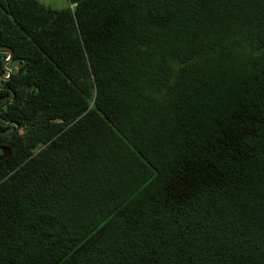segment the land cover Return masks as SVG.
Returning a JSON list of instances; mask_svg holds the SVG:
<instances>
[{
  "label": "trees",
  "instance_id": "1",
  "mask_svg": "<svg viewBox=\"0 0 264 264\" xmlns=\"http://www.w3.org/2000/svg\"><path fill=\"white\" fill-rule=\"evenodd\" d=\"M2 147L0 264H264V0H0Z\"/></svg>",
  "mask_w": 264,
  "mask_h": 264
},
{
  "label": "rangeland",
  "instance_id": "2",
  "mask_svg": "<svg viewBox=\"0 0 264 264\" xmlns=\"http://www.w3.org/2000/svg\"><path fill=\"white\" fill-rule=\"evenodd\" d=\"M39 1L44 5L55 9H63L68 6V0H39Z\"/></svg>",
  "mask_w": 264,
  "mask_h": 264
},
{
  "label": "water",
  "instance_id": "3",
  "mask_svg": "<svg viewBox=\"0 0 264 264\" xmlns=\"http://www.w3.org/2000/svg\"><path fill=\"white\" fill-rule=\"evenodd\" d=\"M3 52L8 53L9 57L6 61H9V59L11 58L12 52L10 50H3ZM14 99V96H13ZM11 151L8 147H2L0 150V160L8 157L10 155Z\"/></svg>",
  "mask_w": 264,
  "mask_h": 264
}]
</instances>
